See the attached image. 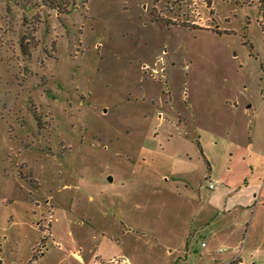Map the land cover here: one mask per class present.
<instances>
[{"label": "rangeland", "instance_id": "rangeland-1", "mask_svg": "<svg viewBox=\"0 0 264 264\" xmlns=\"http://www.w3.org/2000/svg\"><path fill=\"white\" fill-rule=\"evenodd\" d=\"M211 179L263 191L220 216ZM68 227L85 264H264V0H0V264Z\"/></svg>", "mask_w": 264, "mask_h": 264}, {"label": "crops", "instance_id": "crops-1", "mask_svg": "<svg viewBox=\"0 0 264 264\" xmlns=\"http://www.w3.org/2000/svg\"><path fill=\"white\" fill-rule=\"evenodd\" d=\"M246 185V186H244ZM251 189L254 188V193L260 194L263 191V186L260 184V180H252L250 183L247 182L245 184H233V185H224V186H214L212 192H211V198L210 200L206 201L208 207L213 211L216 212L217 215L225 216V214L229 215L230 212H234V214H238V211L247 208L249 206L244 205V203L241 202H234L230 204V199L236 196V194H242L245 189ZM243 197V196H240ZM214 216L210 217L209 220H211V223L213 222ZM237 220V218H235ZM221 220H219L220 222ZM54 221H52V224ZM69 223V222H67ZM70 224H76L82 228V225L80 223H70ZM236 223L233 224V226ZM213 225V223H212ZM219 226V224H217ZM223 227V226H221ZM69 229V237H70V244L67 247H61L59 249L58 253V259L55 264H61L63 261H68L70 264H85L86 258L83 257L75 248L73 245H75L77 234L72 232ZM121 232H123L121 230ZM52 233V231H51ZM50 234V233H49ZM47 244V242H46ZM202 244V243H201ZM202 246V245H201ZM207 245L204 244L202 247H206ZM47 247V246H46ZM48 251V248L43 252L41 256H44L45 253ZM39 258V257H38ZM30 260V259H29ZM235 262L234 259H232L231 263ZM38 264V263H37Z\"/></svg>", "mask_w": 264, "mask_h": 264}, {"label": "built area", "instance_id": "built-area-1", "mask_svg": "<svg viewBox=\"0 0 264 264\" xmlns=\"http://www.w3.org/2000/svg\"><path fill=\"white\" fill-rule=\"evenodd\" d=\"M215 180L211 179L208 182V188L209 189H213L215 186ZM202 246H204V243L201 244ZM112 263H116V264H129L128 260L125 257H119L118 259H113L111 260Z\"/></svg>", "mask_w": 264, "mask_h": 264}, {"label": "trees", "instance_id": "trees-1", "mask_svg": "<svg viewBox=\"0 0 264 264\" xmlns=\"http://www.w3.org/2000/svg\"><path fill=\"white\" fill-rule=\"evenodd\" d=\"M36 258H37V257H35L34 255H32V258H31L26 264H37V263L35 262Z\"/></svg>", "mask_w": 264, "mask_h": 264}, {"label": "water", "instance_id": "water-1", "mask_svg": "<svg viewBox=\"0 0 264 264\" xmlns=\"http://www.w3.org/2000/svg\"><path fill=\"white\" fill-rule=\"evenodd\" d=\"M109 180H111V177L109 178Z\"/></svg>", "mask_w": 264, "mask_h": 264}]
</instances>
